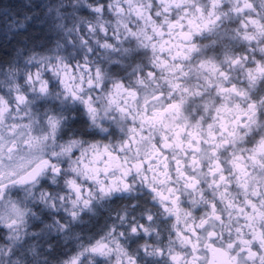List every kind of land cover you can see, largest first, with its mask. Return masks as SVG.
<instances>
[{
  "label": "clouds",
  "instance_id": "clouds-1",
  "mask_svg": "<svg viewBox=\"0 0 264 264\" xmlns=\"http://www.w3.org/2000/svg\"><path fill=\"white\" fill-rule=\"evenodd\" d=\"M0 264H264V0H0Z\"/></svg>",
  "mask_w": 264,
  "mask_h": 264
}]
</instances>
